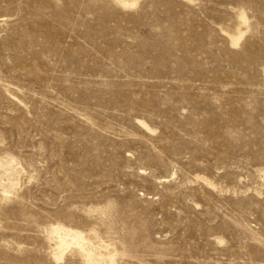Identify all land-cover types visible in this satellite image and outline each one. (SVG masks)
Segmentation results:
<instances>
[{
	"label": "rangeland",
	"instance_id": "obj_1",
	"mask_svg": "<svg viewBox=\"0 0 264 264\" xmlns=\"http://www.w3.org/2000/svg\"><path fill=\"white\" fill-rule=\"evenodd\" d=\"M55 226L264 264V0H0V264H92Z\"/></svg>",
	"mask_w": 264,
	"mask_h": 264
},
{
	"label": "bare ground",
	"instance_id": "obj_2",
	"mask_svg": "<svg viewBox=\"0 0 264 264\" xmlns=\"http://www.w3.org/2000/svg\"><path fill=\"white\" fill-rule=\"evenodd\" d=\"M117 4L122 6H134L137 0H132L129 3L127 0H114ZM243 20V17H239ZM239 38L231 37L233 45H237ZM49 237L54 242L56 253L54 254L57 260H61L62 254L69 248L84 260L92 264H101L105 255H103L97 248L93 247L89 240H86L84 235L73 229L64 228L62 226H55L49 230ZM104 245V244H103ZM104 249V248H103ZM108 259H111L110 254ZM106 259V258H105ZM111 262V261H110Z\"/></svg>",
	"mask_w": 264,
	"mask_h": 264
}]
</instances>
